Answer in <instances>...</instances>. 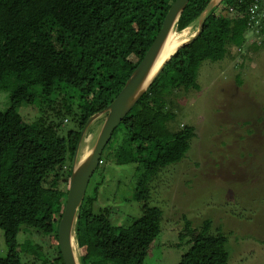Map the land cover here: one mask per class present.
Listing matches in <instances>:
<instances>
[{"label": "trees", "instance_id": "1", "mask_svg": "<svg viewBox=\"0 0 264 264\" xmlns=\"http://www.w3.org/2000/svg\"><path fill=\"white\" fill-rule=\"evenodd\" d=\"M210 1L190 0L178 31L195 23ZM254 1L224 0L215 8L201 35L175 54L114 132L109 149L113 150L114 140L122 137L119 150L107 153L99 165L124 154L125 163L135 166L134 199L140 203L142 215L118 225L112 208H100L99 169L87 190L76 228L84 264L146 263L151 246L163 232L164 214L161 207L150 203V184L161 171L186 157L195 136L188 125L179 131L168 127L174 119L170 98L177 87L185 91L198 88L203 63L222 61L231 55V45L243 46L245 33L254 26L249 15ZM174 2L0 0V90L9 93V107L0 110V230L8 248L7 256H0V264H22L23 252L33 258L32 264L44 260V264H64L58 223L81 130L121 92ZM231 9L237 16L234 21L229 18ZM225 11L229 14L222 15ZM257 14L261 22L258 31L263 36L264 13ZM56 30L60 32L58 41H67L62 49L55 44ZM128 39L127 50H121ZM140 49L145 51L136 62L127 59ZM69 101V114L76 126L64 134L60 133V122L51 123L53 129L46 131L43 117L26 121L29 116L19 112L27 104L37 106V113L42 114L45 103L58 113ZM55 172L67 186L58 193L45 189ZM210 224L207 220L200 229L186 221L188 247L178 264L229 263L228 238L221 233L210 234ZM23 229L30 230L32 237L51 239L54 245L47 249L53 258L45 257V245L20 242Z\"/></svg>", "mask_w": 264, "mask_h": 264}, {"label": "rangeland", "instance_id": "2", "mask_svg": "<svg viewBox=\"0 0 264 264\" xmlns=\"http://www.w3.org/2000/svg\"><path fill=\"white\" fill-rule=\"evenodd\" d=\"M229 12V18L236 20L234 11ZM251 21L254 26L245 33L243 46L231 45V55L222 61L203 63L197 89L185 91L177 87L173 91L169 109L174 119L168 127L179 131L188 125L195 136L186 157L161 171L150 184V203L161 207L164 213L163 232L151 246L145 264H178L188 247L186 221L193 228L202 229L207 220L211 222L210 234L221 233L228 238L231 254L228 264H264V35L258 31L261 22L257 13ZM191 25L189 36L198 30L197 22ZM56 33L55 44L57 49H62L67 41L59 42L60 32L56 30ZM130 41L121 50H127ZM144 51L140 49L127 59L136 62ZM125 63L126 60L121 61L119 66ZM70 104L67 102L63 110L55 113L44 103L42 114L37 113V106L24 104L19 112L23 117L29 116L25 117L26 121L43 117L46 131L53 129L51 123L60 122V133L64 134L76 126L69 114ZM8 107L9 93L0 90V110ZM103 119H98L87 131L81 155L94 144ZM121 142L122 137L114 140L113 150L108 144L102 157L118 152ZM125 157L124 154L117 159L112 156L113 163L109 159L99 165L90 183L91 187L100 169L99 206L112 208L113 220L118 225L142 215L141 205L134 199L135 166L125 163ZM58 176V172L50 175L46 190L58 193L66 189L64 179ZM30 235V230L23 229L18 240L23 244L31 240L33 245H45V254L54 245L49 238ZM7 254L0 230V256ZM52 255L49 251L45 257L52 259ZM21 257L22 264H32L29 255L23 252ZM40 263L44 264L45 260Z\"/></svg>", "mask_w": 264, "mask_h": 264}, {"label": "water", "instance_id": "3", "mask_svg": "<svg viewBox=\"0 0 264 264\" xmlns=\"http://www.w3.org/2000/svg\"><path fill=\"white\" fill-rule=\"evenodd\" d=\"M224 0H211L197 19L198 30L179 46L153 73L155 64L170 33L178 31V22L190 0H175L169 9L162 27L152 45L146 50L143 59L132 72L118 96L103 110L92 115L81 130L71 165L68 195L64 211L58 223V245L64 264H84L77 238V224L91 179L100 164L102 154L111 141L114 132L138 103L142 96L157 80L175 54L186 45L194 42L203 32L204 23L210 13ZM179 32V31H178ZM181 32V31H180ZM104 118L99 126L97 137L89 152L81 155L83 139L89 128L98 119Z\"/></svg>", "mask_w": 264, "mask_h": 264}, {"label": "bare ground", "instance_id": "4", "mask_svg": "<svg viewBox=\"0 0 264 264\" xmlns=\"http://www.w3.org/2000/svg\"><path fill=\"white\" fill-rule=\"evenodd\" d=\"M192 26V25H191ZM191 26L187 27L186 29L182 30L181 32L172 31L165 42L163 50L155 64L153 73H155L161 66V64L183 43L187 42L189 38L192 36L190 35ZM85 142V141H84ZM86 143V142H85ZM84 145V144H83ZM85 149V148H84ZM86 150V149H85ZM88 151H85V153ZM84 156V155H83Z\"/></svg>", "mask_w": 264, "mask_h": 264}, {"label": "built area", "instance_id": "5", "mask_svg": "<svg viewBox=\"0 0 264 264\" xmlns=\"http://www.w3.org/2000/svg\"><path fill=\"white\" fill-rule=\"evenodd\" d=\"M232 11V9H231ZM264 13V0H255L252 7L249 9V15L251 16V19H255V13ZM102 161H100V164Z\"/></svg>", "mask_w": 264, "mask_h": 264}]
</instances>
